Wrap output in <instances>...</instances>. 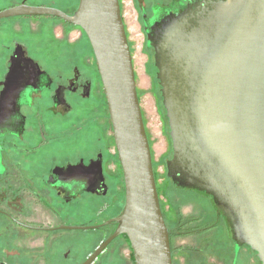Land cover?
Returning a JSON list of instances; mask_svg holds the SVG:
<instances>
[{
  "label": "water",
  "instance_id": "95a60500",
  "mask_svg": "<svg viewBox=\"0 0 264 264\" xmlns=\"http://www.w3.org/2000/svg\"><path fill=\"white\" fill-rule=\"evenodd\" d=\"M23 15H53L84 30L108 104L125 206L115 232L83 264L121 234L129 237L136 264H173L120 1L80 0L72 15L27 4L0 11V19ZM172 41L176 77L169 66L159 68L164 106L150 62L173 145L168 174L173 186L193 194L208 224L215 225L210 228L216 239L232 247V264H264V0L223 3L191 35ZM22 58L17 52L12 61ZM40 73L37 64L12 63L0 120L14 108L19 89L35 84ZM93 171L104 181L101 162Z\"/></svg>",
  "mask_w": 264,
  "mask_h": 264
},
{
  "label": "flooded vegetation",
  "instance_id": "af4514ba",
  "mask_svg": "<svg viewBox=\"0 0 264 264\" xmlns=\"http://www.w3.org/2000/svg\"><path fill=\"white\" fill-rule=\"evenodd\" d=\"M119 1L130 50L133 51L134 42L125 17L136 13L139 29L143 34V48L150 55L148 59L152 60L161 91L160 67L169 66L170 75L176 77L175 62L171 61L174 48L172 40H184L209 19L221 4L231 0H129L132 8H128L125 0ZM61 2L64 9L44 4L34 5L30 0H11L10 5L2 10L27 4L53 7L72 15L78 9L80 0ZM13 17L28 21L23 24L21 20L13 19L7 23L5 21L4 25L40 31L41 39L35 46L43 51H64L67 58H45L51 66L65 64L66 74L56 75L50 65L44 63L45 59L30 55L31 45L27 41L13 40L9 46V56L0 77V97L6 88L7 75L13 62L21 67H27L29 63L37 64L41 73L35 84H26L19 89L14 108L0 120V264H70L79 258L77 259V254L70 252L72 240L67 234L68 230H96L103 233V236L98 237L93 251L76 263L83 264L115 232L118 226L115 218L122 214L125 206V202L122 204L118 197H114L119 195L120 186L110 176L114 173L117 178L124 179L123 170H108V163L120 161L114 134L107 138L102 130L94 131L87 145L85 137L88 123L72 122L85 118L87 111L84 104L94 96L98 83L97 91L106 100L97 61L94 55L87 58L82 50L86 33L80 26L53 15ZM42 17L51 20L47 26L48 32H45L44 26L38 21ZM59 29L61 32L58 35ZM75 29L77 37L72 40L71 33ZM17 52L23 58L12 61ZM91 69L97 71L98 83L94 80ZM161 97L163 103L162 91ZM105 102L107 104V100ZM142 114L151 146L150 130L143 110ZM112 146L115 147L114 152L110 150ZM98 162H101L104 181L99 178L97 171H93V166ZM153 168L156 178L154 163ZM157 189L160 196L158 185ZM86 193L106 197L102 212L107 217L95 229L67 228L71 226L66 220L70 203L78 202ZM219 213L227 220L233 233L228 215L222 208ZM191 220L198 222L197 217ZM183 222L180 219L177 231L169 229L172 253L176 237L197 235L215 226L193 225L191 230H185ZM209 237L206 235L205 239ZM232 237L238 243L234 234ZM238 244L241 247L247 246ZM191 250L196 254L200 252L199 247H192ZM215 259L218 264H222L223 260ZM91 264H136L129 237L121 234L114 238Z\"/></svg>",
  "mask_w": 264,
  "mask_h": 264
},
{
  "label": "rangeland",
  "instance_id": "374dc122",
  "mask_svg": "<svg viewBox=\"0 0 264 264\" xmlns=\"http://www.w3.org/2000/svg\"><path fill=\"white\" fill-rule=\"evenodd\" d=\"M11 0H0V10L10 5ZM34 5H48L62 7L61 0H30ZM125 4L128 8L131 7V2L125 0ZM63 8V7H62ZM64 9V8H63ZM19 19L21 22L27 23L28 19L24 18H5L0 19V77L4 73L5 61L9 56V46L13 43V40L27 41L31 46L30 55L33 58L45 59L55 58L56 60L67 58V53L61 50L54 49V51H43L35 44L39 43L41 39L40 31H30L26 27L13 28L5 26V21ZM129 29L130 37L134 42V48L132 51L133 61L137 79V89L139 92V99L141 108L144 113V118L147 121L150 130L151 146L153 163L156 169V181L158 188L160 189V200L162 203L163 213L166 223L170 230L177 231L179 227L180 219H182L183 226H186L185 230H191L193 225H200L202 227L209 225L205 219L199 205L197 204L193 194L186 190L173 186V179L169 176L167 171V159H171L173 156V145L170 138L169 129L161 105V101L156 91V80L151 68V60L148 58L150 55L147 50L143 48V34L139 29V24L136 20V13L134 15H127L125 17ZM40 24L44 26L45 32H48V24L51 21L48 17H42L38 20ZM26 26V25H22ZM77 29L71 33V39L74 40L77 37ZM58 30V35L60 33ZM85 43L83 45V52L87 58L94 55L90 41L85 34ZM46 53V54H45ZM44 63L50 65L49 67L54 71V74H66L65 64H55L51 66L50 62L46 59ZM91 73L94 75V80L98 83V74L95 69H91ZM99 83L94 90V96L91 99H87L84 104L87 111L84 119L78 118L73 120L75 123L86 122V143L90 142L94 131L104 133L107 138L113 135L112 125L109 118L108 106L105 98L97 91ZM91 108V109H90ZM90 110V111H89ZM97 123L99 125H95ZM111 151H115V147H110ZM119 161V160H118ZM116 162V161H115ZM108 163V170L122 172V168L119 163ZM111 179L113 182L120 186L118 197L124 204L125 202V184L123 178H117L112 173ZM106 197L101 195H94L86 193L81 196L78 202L72 201L69 205L70 210L67 213V224L72 226H92L103 222L107 217L105 212H102V207L105 204ZM198 218V222H193L192 218ZM189 224V225H188ZM67 234L70 236L72 243L70 245V252L77 254V261H72L70 264H76L85 258L88 253L93 249V246L98 241V237L103 236V233H98L96 230H68ZM210 236L209 239H205V236ZM106 236V234H105ZM173 264H218V258L223 260L222 264H232L234 257L232 247L227 243H223L220 239H216L211 228L201 231L197 235H186L176 237L173 243ZM192 247H199V253L191 250ZM93 251V250H92ZM207 261V263H206Z\"/></svg>",
  "mask_w": 264,
  "mask_h": 264
},
{
  "label": "trees",
  "instance_id": "16d2710c",
  "mask_svg": "<svg viewBox=\"0 0 264 264\" xmlns=\"http://www.w3.org/2000/svg\"><path fill=\"white\" fill-rule=\"evenodd\" d=\"M249 247V246H248ZM250 248V247H249ZM256 253V252H255ZM257 255V254H256Z\"/></svg>",
  "mask_w": 264,
  "mask_h": 264
}]
</instances>
